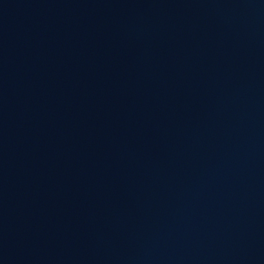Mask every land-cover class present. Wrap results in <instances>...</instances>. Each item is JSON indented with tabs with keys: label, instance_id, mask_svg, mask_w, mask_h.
I'll list each match as a JSON object with an SVG mask.
<instances>
[{
	"label": "water",
	"instance_id": "1",
	"mask_svg": "<svg viewBox=\"0 0 264 264\" xmlns=\"http://www.w3.org/2000/svg\"><path fill=\"white\" fill-rule=\"evenodd\" d=\"M0 264H264V0H0Z\"/></svg>",
	"mask_w": 264,
	"mask_h": 264
}]
</instances>
